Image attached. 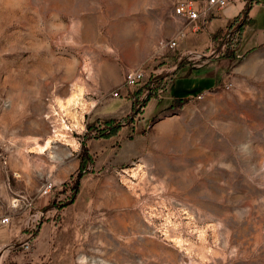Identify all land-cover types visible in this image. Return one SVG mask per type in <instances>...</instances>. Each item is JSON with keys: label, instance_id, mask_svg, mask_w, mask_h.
Returning a JSON list of instances; mask_svg holds the SVG:
<instances>
[{"label": "rangeland", "instance_id": "1", "mask_svg": "<svg viewBox=\"0 0 264 264\" xmlns=\"http://www.w3.org/2000/svg\"><path fill=\"white\" fill-rule=\"evenodd\" d=\"M240 24L223 28L217 43L229 30L227 41L237 43ZM185 27L173 17L171 0H0V217H12L0 231L30 225L20 220L25 206L10 205L19 199H11L10 188L12 170H20L27 152L23 132L76 117L84 98L103 103L126 71L142 67L145 78L119 96L134 98L135 111L84 119V138L111 136L115 128L131 131L144 106L164 98L174 78L171 92L182 91L184 99L174 98L135 136L127 135L131 148L114 170L115 189L80 192L83 174L67 179L74 204L65 214H45L32 228L44 225L51 236L45 264H264V46L222 62L214 86L194 83L174 73L181 65L207 64L228 49L206 59L181 50L180 41L159 48V41ZM93 79L111 88L84 93L81 102L70 104L77 83ZM202 88L203 97L195 98ZM113 198L121 204L111 205ZM68 201L58 200L60 209ZM51 218L55 231L46 228ZM2 241H17L26 251L24 240Z\"/></svg>", "mask_w": 264, "mask_h": 264}, {"label": "crops", "instance_id": "2", "mask_svg": "<svg viewBox=\"0 0 264 264\" xmlns=\"http://www.w3.org/2000/svg\"><path fill=\"white\" fill-rule=\"evenodd\" d=\"M233 22H244V24L238 42L230 45L226 55L211 59L209 63H204V65L198 64L195 67L181 65L174 73L175 77L180 75L183 80L193 78L192 82L194 83L202 81L204 84L209 83L214 86L217 79L221 77L222 62L227 64V62L235 61L238 56L254 52V49L261 45L264 46V0H229L227 6L222 10L206 19H201L196 24L186 25L187 33L179 42L181 50L208 51L210 47L217 45V38L222 29ZM175 83L174 78L172 87H175ZM111 85L104 79L99 83H95L93 79L78 82L74 92L80 95L87 92L98 93L103 91L106 93ZM172 87L164 98L149 100L143 108L141 117L135 119L132 129L130 128L131 131L127 128H121L111 136L84 138L86 131L84 119L125 117L132 112V100L134 98L122 96L108 98L99 104L94 97L84 98L86 105L83 108H75L76 117L65 120H47L44 121L42 130L23 132L21 142L27 152L22 154L20 170L18 168L12 170L16 179L15 184L10 188L11 199H15L13 196L16 195V198H19L17 199L19 200L18 204L25 206L20 220L24 224L31 223L34 220L32 214L38 211L45 212V214L52 213V215L56 211L65 214L64 210H68L74 202L69 203L68 201L69 205L60 209V203L56 200L63 196V193L56 191L54 197L40 196L39 188L47 180L58 185L67 182V179L79 170L81 157L84 159V169H88V166L92 165V170L83 173L80 180V192L93 190L96 195H100L104 190L115 189L119 182L113 177L114 170H117L125 161L131 148V140L128 139L127 135L132 133L135 136L140 125L157 111L169 107L174 98L184 99V97H180L183 92L172 93ZM204 91L206 88H202L196 95L204 93ZM51 122L54 126L53 133L49 129ZM108 170L110 171L106 172ZM109 183L113 185H109L110 188L107 187ZM6 199L9 201L8 198ZM12 201L10 205L16 207L17 204H13ZM110 204L118 206L121 203L113 198L110 200ZM11 221L12 217L10 216V222L6 225H9ZM55 222L56 220L51 218L46 223L48 226L46 228L49 229L52 225L55 231L57 228ZM44 227L43 225L37 232L29 227L25 230L0 231L1 240L16 239L24 240L23 242L31 240L33 246L30 250L24 251L17 241L0 242V264H10L11 262L13 264H45L47 242L51 236L49 233L47 234Z\"/></svg>", "mask_w": 264, "mask_h": 264}, {"label": "built area", "instance_id": "3", "mask_svg": "<svg viewBox=\"0 0 264 264\" xmlns=\"http://www.w3.org/2000/svg\"><path fill=\"white\" fill-rule=\"evenodd\" d=\"M229 0H171L172 5V15L173 17L178 20V22L184 23L186 25L189 24H196L201 19H206L210 15L222 10L228 4ZM228 26V25H227ZM225 26V27H227ZM200 29V26L198 27ZM232 30H229L226 34L223 35L222 39H218L219 42L217 45L210 47V49L206 52H192L187 51L188 54H192L198 57H205L206 59L209 57H217L220 54H224L225 49H228L232 44V40L227 41L230 38V33ZM186 35L185 29L180 31L175 37L168 40H161L159 41L158 45L160 49H172L178 45V42L184 38ZM231 42V44H230ZM233 45V44H232ZM231 45V46H232ZM219 49L217 50V48ZM146 72L142 67H137L125 72L123 76V80L121 85L112 92L113 97L120 96L121 89H129L137 85L145 78ZM232 84L225 83L223 87L225 89H230ZM203 97V93H199L195 95V98L201 99ZM71 186L72 183L67 181L63 184H55L51 180L44 181L39 188V195L40 196H55V192L59 191L63 193V196L57 198L58 200H66L70 199L71 193ZM56 198V197H55ZM16 200V199H15ZM18 204V200L17 203ZM30 203L28 202V205ZM45 212L38 211L32 214L34 220L28 226L29 228H34L38 226L43 221V216ZM10 222V217L8 215L0 217V224L6 225ZM36 228V227H35ZM30 240H26L24 242V249L28 250L30 248Z\"/></svg>", "mask_w": 264, "mask_h": 264}, {"label": "trees", "instance_id": "4", "mask_svg": "<svg viewBox=\"0 0 264 264\" xmlns=\"http://www.w3.org/2000/svg\"><path fill=\"white\" fill-rule=\"evenodd\" d=\"M245 10H246V8H245ZM243 24H244V22H241V24L239 25V27L241 28L242 26H243ZM182 102V101H181ZM183 103V102H182ZM181 103V104H182ZM180 104V106L179 107H181L182 105ZM135 111V109H133V112ZM112 120H109L108 122H111ZM91 126H92V124L91 123H89L88 125H87V128L88 129H90L91 128ZM117 132V129L115 128V129H113V131L110 133L111 135L112 134H115ZM82 160H81V166H80V168H79V170H78V172H77V178H79V177H81V175L83 174V171H84V162H83V157L81 158ZM74 190H76V185L74 186Z\"/></svg>", "mask_w": 264, "mask_h": 264}, {"label": "bare ground", "instance_id": "5", "mask_svg": "<svg viewBox=\"0 0 264 264\" xmlns=\"http://www.w3.org/2000/svg\"><path fill=\"white\" fill-rule=\"evenodd\" d=\"M74 93V92H73ZM80 94L75 93L73 96L69 99L70 104L76 105L80 102Z\"/></svg>", "mask_w": 264, "mask_h": 264}]
</instances>
